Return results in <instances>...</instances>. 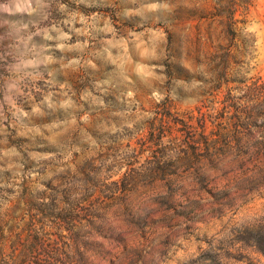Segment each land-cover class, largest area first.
<instances>
[{"label":"rangeland","instance_id":"obj_1","mask_svg":"<svg viewBox=\"0 0 264 264\" xmlns=\"http://www.w3.org/2000/svg\"><path fill=\"white\" fill-rule=\"evenodd\" d=\"M253 2L232 42L218 0H0L5 254L20 264H264V115L248 109L264 95V0ZM164 103L192 118L186 138L162 120ZM159 125L162 142L148 140ZM186 147L197 155L172 169L173 184L118 183L151 168L160 148ZM66 189L73 224L32 207Z\"/></svg>","mask_w":264,"mask_h":264},{"label":"trees","instance_id":"obj_2","mask_svg":"<svg viewBox=\"0 0 264 264\" xmlns=\"http://www.w3.org/2000/svg\"><path fill=\"white\" fill-rule=\"evenodd\" d=\"M253 0H218V18L222 21L229 32L233 34L232 42L235 41L237 37V33L239 30V25L244 24V19H238L237 15L240 13L241 16H245L249 13L251 7L253 6ZM201 19L207 18L205 16H199ZM227 56H230L232 53V49L224 47ZM162 109L166 112H162V120H169L172 125V129L177 132V135L181 137V134L186 138V135L182 132V129L189 124L192 120L190 117L180 116L178 114H174L170 111V106L167 103H164ZM263 109V112H258L259 109ZM248 109L251 112L258 113V116L264 115V95L262 98L258 97L257 99L253 98L251 100ZM262 111V110H261ZM238 115V123L242 122L244 111L240 108H237L235 111ZM193 117V116H192ZM181 133V134H180ZM218 136L220 139H227L229 132L227 129L220 127L218 130ZM163 132L160 131V125L152 128L150 135L148 136V140L152 139V142L161 141L163 139ZM195 145H204L208 149H211L212 142H209L208 139L205 140H195ZM193 144V145H194ZM161 152L158 154L157 158L150 159L153 162L151 168L144 171H136L130 169L129 172L126 173V177L122 179L121 185L127 190V187L130 185L136 184L140 177L150 178L153 183L164 180V178H170L171 184H173V176L176 175V172L172 169L177 168L181 165H189L193 162L194 155H197V148L191 149L190 147L184 148V150L175 152L173 155L170 153L168 148H160ZM140 150H142L140 148ZM132 167V166H131ZM77 200L74 198V191L72 189H66L64 191H57L56 194L52 197H45L41 194L35 196L33 199V208L36 212L41 214L42 216L46 215L48 218H56L65 223L73 224L76 220L72 217V213L76 211L75 206ZM262 233V232H261ZM264 236V235H263ZM17 240H12V244L16 249ZM7 248V242H4L0 245V264H20L15 258L11 255H7L4 253V250ZM31 264H35V259L31 260ZM51 261V260H49ZM51 264V262H48Z\"/></svg>","mask_w":264,"mask_h":264}]
</instances>
